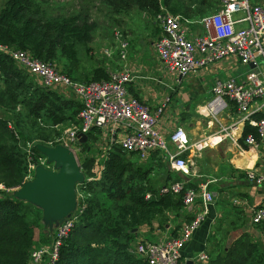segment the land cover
<instances>
[{
	"label": "built area",
	"instance_id": "1",
	"mask_svg": "<svg viewBox=\"0 0 264 264\" xmlns=\"http://www.w3.org/2000/svg\"><path fill=\"white\" fill-rule=\"evenodd\" d=\"M252 1L254 0H220L217 12L199 21H190L180 14L171 13L163 5V0H158L159 10L154 22L160 29V36L154 42L153 49L166 74L176 77V80L187 79L228 60L249 67L241 77L214 79L211 87L212 98L200 107V114L218 124L219 116L228 112L232 106L235 116L229 124L220 125L217 131L195 142L188 139L181 127H173L168 139L161 130L159 120L167 109L169 97H165L152 110L129 94L128 85L135 77L125 62L129 44L119 33L114 35V44L117 45L119 59L125 64L118 71L108 72L106 80L97 82L74 81L61 74L55 64L38 60L29 52L5 47H0V52L9 56L39 86L62 97H72L80 105L78 123L70 125L63 135L49 142L47 147L61 146L70 151L76 159L81 146L88 144L91 135H94L96 139L92 148L100 152L103 171L109 152L118 147L141 162L148 161L153 153L158 152L162 159L168 162L171 171L188 178L198 176L194 172L195 155L228 140L244 154L251 151L257 154L258 166L248 169L245 174L247 180L257 187H262L264 117L257 121L251 117L259 113L264 114V5ZM193 25H198L201 32H192L190 27ZM104 54L111 56L109 51ZM245 123L256 129L258 138L248 134L242 142L240 141ZM82 136H86L85 143L80 141ZM26 147L25 178H31L36 164L45 165L50 169L46 157L43 158L38 150L35 158L34 145L28 143ZM192 152L195 154L190 156ZM186 154L183 158L182 155ZM187 178L161 187L159 193H183V205L196 208L194 217L182 225L176 237L156 242L138 241L132 245L130 253L142 257L147 264H181V253L185 245L205 222L214 204V197L208 188L214 180L206 179L193 188L187 187ZM90 181L95 179L87 180ZM16 188L6 189L0 184V192L11 193ZM83 198L78 192L76 210L58 225L49 244L32 250L28 264L58 262L60 248L85 208L79 204ZM146 198H149V195ZM252 222L260 227L264 236V201L253 211ZM208 260L207 252L203 251L192 259V263L207 264Z\"/></svg>",
	"mask_w": 264,
	"mask_h": 264
},
{
	"label": "trees",
	"instance_id": "2",
	"mask_svg": "<svg viewBox=\"0 0 264 264\" xmlns=\"http://www.w3.org/2000/svg\"><path fill=\"white\" fill-rule=\"evenodd\" d=\"M188 1L198 9L192 11L195 9L182 3L176 5L174 0H163V5L190 21H199L217 12L220 6V0H215L217 6H212L211 12L205 15L201 7H209L212 0ZM107 3L119 12L136 7L154 20L159 10L158 0H107ZM92 31L91 25L80 23L77 17L45 16L34 0H6L0 8V47L29 52L38 60L60 66L67 76L74 72L79 61L78 50L91 41ZM107 78L104 68L95 67L90 80L83 83ZM0 111L9 116L0 118V184L13 189L21 186L27 170L26 150L21 145L27 139L26 120L77 124L80 105L39 86L9 56L0 52ZM263 117L259 113L251 119L257 121ZM248 134L258 138L256 129L245 123L240 141ZM29 135L36 136L37 131ZM81 147L89 154L91 147L86 144ZM33 151L37 158V149ZM133 157L114 147L104 162L102 180L86 182L78 188L84 197L79 204L85 208L60 248L56 264H147L142 257L130 253L135 238L131 231L151 226L155 221L165 224L168 214L175 215L184 207L183 193L160 194L145 179L147 171L133 166ZM161 160L160 153H153L146 169L152 170L154 163ZM92 161L91 157H84L82 169H89ZM167 172V183L163 186L181 180L178 175ZM187 187L195 188L190 183ZM30 210H33L30 204L12 197L10 192H0V264H28L32 250L43 242L37 236L41 211L30 220ZM213 264H264V249L238 243L225 258Z\"/></svg>",
	"mask_w": 264,
	"mask_h": 264
},
{
	"label": "crops",
	"instance_id": "3",
	"mask_svg": "<svg viewBox=\"0 0 264 264\" xmlns=\"http://www.w3.org/2000/svg\"><path fill=\"white\" fill-rule=\"evenodd\" d=\"M254 2L264 5V0H254ZM154 24L156 25L155 22ZM155 28L157 31L154 30L148 38L149 41L151 40L148 43V49L142 54L139 52L134 54L132 58L130 56L126 63L135 77L128 85L129 94L152 110L165 97H169L170 102L167 109L159 120V126L167 139L172 128L178 126L186 131L191 142L199 141L217 131L220 125L229 124L235 116L232 106L228 112L219 116L221 118H218V124L200 114V107L212 98L211 87L214 79L224 75L226 78L232 75L241 77L249 67L228 60L208 67L202 73L190 78L176 80L174 76L166 74L158 66L153 44L159 38L160 32L157 25ZM190 28L194 33L201 32L198 25ZM112 44V49H114L116 45L114 42ZM120 61L118 57L117 70L122 67ZM209 148L211 153L218 157L214 168L210 169L208 174L201 173L197 177L187 178L181 173L168 169L171 174H176L181 179L187 178L194 187L204 179L215 181L208 187L214 197V204L205 222L185 245L181 253V264H187L203 251L207 252L209 257L207 264H213L220 258H225L227 253L238 246V243L245 244L247 247L256 245L264 249V236L261 229L252 222L253 211L264 201V185L257 187L244 176L248 169L258 166L257 154L252 151L244 154L228 140ZM206 149L195 155L194 161L198 167L200 164L203 165L202 162L207 158L208 149ZM194 154L192 152L190 156ZM195 212V207L184 206L165 224L159 225L155 221L151 226L144 225L133 229L131 233L135 235V238L132 245L138 241L156 242L178 236L182 225L191 221ZM248 258L251 260L250 257Z\"/></svg>",
	"mask_w": 264,
	"mask_h": 264
},
{
	"label": "rangeland",
	"instance_id": "4",
	"mask_svg": "<svg viewBox=\"0 0 264 264\" xmlns=\"http://www.w3.org/2000/svg\"><path fill=\"white\" fill-rule=\"evenodd\" d=\"M41 8L45 16L48 17H77L80 21L86 22L87 24L93 27L92 31V39L91 41L83 47H80L78 50L79 61L78 64L74 67V72L71 76H68L74 81L77 82H85L90 80L91 73L95 67H102L105 69L106 73L111 71H118V51L117 45L114 49H112V43L114 42L115 33H119L123 39H125L129 47L127 49V58L126 63H128L130 56L134 54L143 53L148 49L149 36L153 34L154 30L157 31L154 24L153 17L148 16L145 12L140 11L136 7L125 9L124 11H117L115 8H112L107 0H34ZM6 0H0V8ZM212 4H209L201 7L203 9L204 14H208L211 12V7L217 6V2L212 0ZM254 2V1H252ZM174 3L177 5L178 3H182L185 7H191L190 9H195L192 11H196L198 8H193L192 4L188 0H174ZM171 5H173V1H171ZM193 17H197V14L193 15ZM202 19V18H201ZM158 34V32H157ZM156 37V36H155ZM105 51H112L110 57L105 56ZM132 60V59H131ZM125 62H121L122 66ZM159 68L162 69L161 63L158 61ZM58 71L62 73L61 67L57 66ZM67 76V75H66ZM176 78V77H175ZM227 78H238L235 75L227 76ZM219 79H226V76H221ZM68 101H72L79 105V103L74 100L72 97L65 98ZM0 118L8 119L9 116L7 113L0 111ZM221 118V117H220ZM219 118V119H220ZM223 120V117H222ZM72 123H65L64 125H54L48 123L43 120H26L24 126L26 127V142L21 145H24L26 150L27 144H31L36 148L37 145H42L47 147V144L57 137L63 135ZM31 126L34 128L31 129ZM37 131L36 136L29 135V132ZM186 132V131H185ZM96 136L91 135L90 142L86 144V146L91 147L89 154L85 153L84 150L81 149L80 152L76 155V161L79 166V169L84 177V181L79 183L75 187V194L77 197V193L79 192L78 188L85 184L88 179H95V182H99L103 177V170L101 167L103 166L102 161L99 158V153L96 148H92L95 144ZM45 141V142H43ZM23 148V149H24ZM171 149V147L169 146ZM208 149V150H207ZM207 158L204 159L203 165H196V169L194 170L195 175H199L204 173V175L208 174L209 170L214 168L215 161L218 156H215L210 148H207ZM209 152V153H208ZM84 157H91L93 159L92 164L89 169H82L81 166L82 159ZM161 159L163 158L160 154ZM45 158V156H43ZM100 160V161H99ZM132 163L135 168H140L142 171H147L146 180L153 185V187L160 191L161 187L167 183V171L170 169L167 161L162 159L161 161H156L154 163L155 167L152 170L149 169V163L141 162L135 156L132 158ZM50 169L52 170V165L48 164ZM38 167L46 168L45 165H35L34 170L31 173V178L23 177L21 186L25 184L31 183L34 180L36 169ZM147 168V169H146ZM20 186V187H21ZM20 189L16 188L11 192V195H14L15 192ZM26 203L30 204L33 210H30V214L28 215L30 220H34L35 215L40 210L41 211V220L39 222L40 228H38V239L43 241L41 245H47L51 242L55 231L59 225V219L55 216H48L47 219L44 218L43 211L39 206H37V202H31L27 200H23ZM77 208V204L75 210ZM74 210V211H75ZM73 211V212H74ZM72 212V213H73ZM171 216L168 214L166 218H170ZM160 224V222H158ZM40 243V242H39Z\"/></svg>",
	"mask_w": 264,
	"mask_h": 264
},
{
	"label": "water",
	"instance_id": "5",
	"mask_svg": "<svg viewBox=\"0 0 264 264\" xmlns=\"http://www.w3.org/2000/svg\"><path fill=\"white\" fill-rule=\"evenodd\" d=\"M80 141L85 143L86 136H82ZM36 149L46 157L47 164L53 165V170L38 167L34 180L21 186L12 197L37 202L44 218L55 216L60 224L75 210V187L84 181V177L74 155L67 149L42 145H37ZM187 264L193 263L188 261Z\"/></svg>",
	"mask_w": 264,
	"mask_h": 264
}]
</instances>
